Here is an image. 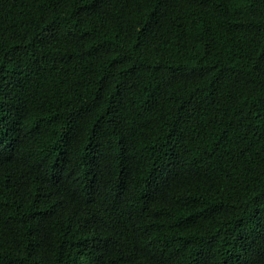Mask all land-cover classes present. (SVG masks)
<instances>
[{"label":"trees","instance_id":"obj_1","mask_svg":"<svg viewBox=\"0 0 264 264\" xmlns=\"http://www.w3.org/2000/svg\"><path fill=\"white\" fill-rule=\"evenodd\" d=\"M0 264H264V0H0Z\"/></svg>","mask_w":264,"mask_h":264}]
</instances>
